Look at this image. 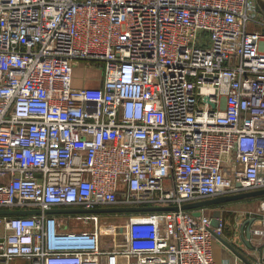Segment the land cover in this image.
<instances>
[{"label":"built area","instance_id":"built-area-1","mask_svg":"<svg viewBox=\"0 0 264 264\" xmlns=\"http://www.w3.org/2000/svg\"><path fill=\"white\" fill-rule=\"evenodd\" d=\"M253 4L0 0V210L43 212L0 216V264H219L207 209L129 215L105 248L104 215L44 212L264 190V13ZM81 66L102 69L100 87L74 86ZM73 219L97 225L72 230ZM258 219L264 239V199Z\"/></svg>","mask_w":264,"mask_h":264},{"label":"water","instance_id":"water-1","mask_svg":"<svg viewBox=\"0 0 264 264\" xmlns=\"http://www.w3.org/2000/svg\"><path fill=\"white\" fill-rule=\"evenodd\" d=\"M261 10V9H260ZM262 13L264 11L261 10ZM262 200L264 199V190L260 191H252L241 193L238 195L232 196H223L218 197L211 200L200 201L192 204H186L181 208L178 207H171V208H164V207H143V208H136V207H113V208H103V209H59L54 208L44 212L46 215H53V216H75V215H82V216H91V215H136V214H152V213H163V212H170V211H196L194 212L195 216H200V212L197 210L201 209H210V208H217L221 206H225L228 204H234L238 202H242L245 200ZM43 212L40 210H0V216H33V215H41ZM257 219H249L244 222L241 227V239L244 244L252 249V239H253V227L256 223ZM222 225V218L220 217V212H215L212 216V229L211 233L213 234L214 238L219 241L224 247H226L236 258L242 261L244 264H255L250 261L240 250L236 248L234 244L223 238L222 235L216 233L214 229H219Z\"/></svg>","mask_w":264,"mask_h":264},{"label":"rangeland","instance_id":"rangeland-1","mask_svg":"<svg viewBox=\"0 0 264 264\" xmlns=\"http://www.w3.org/2000/svg\"><path fill=\"white\" fill-rule=\"evenodd\" d=\"M255 5L256 9H261L264 11V0H254L253 7ZM264 20L263 18H261ZM253 26H250V29L252 30ZM79 72L83 76L92 75L94 77H102V69L97 67H89L84 68L81 66V69H79ZM261 203L262 200H245L242 202L234 203V204H228L225 205V211H220V217L224 221L223 225V233L224 230L227 227V223L229 226H236L238 223L245 219H250L251 217H259L260 209H261ZM218 208V207H217ZM217 212L214 210V208L207 209L206 213L209 216H213ZM128 215H104L101 217L99 221V228L102 231V239L104 243L110 244L113 238L114 231L119 232V228L126 224L128 221ZM64 223V222H63ZM70 225L69 228L72 230H79V231H91L94 230L97 222L89 220H83V219H73L69 221ZM223 235V234H222ZM225 235V234H224ZM123 239V237L118 236L117 241L120 242ZM234 239V236L228 235V240L231 242V240ZM12 264H27L25 261H16Z\"/></svg>","mask_w":264,"mask_h":264},{"label":"crops","instance_id":"crops-1","mask_svg":"<svg viewBox=\"0 0 264 264\" xmlns=\"http://www.w3.org/2000/svg\"><path fill=\"white\" fill-rule=\"evenodd\" d=\"M264 19V16H262ZM257 30L263 31L262 28H256ZM79 69L81 67L75 69V75H74V86L76 88H98L101 86V80L102 77H94L92 75L88 76H83L80 74ZM226 206H221L218 208H214V210L218 211H225ZM75 217V216H72ZM129 218L131 216H128ZM128 218V219H129ZM256 218L257 221L253 227L256 228L259 226V217H251L250 219ZM249 219H245L238 223L236 226H229L227 223V227L224 230V233L222 232L223 238L228 239V235L234 236V239L231 240V243L236 246L238 250H240L250 261H252L255 264H264V239L263 238H258L253 235V239L251 242L252 249L248 248L244 242L241 239V227L244 224L245 221ZM223 221V220H222ZM224 222V221H223ZM224 224V223H223ZM224 228V225H223ZM225 234V235H224ZM105 243L104 241L102 242L103 248H105ZM213 251H214V258L217 263L219 264H244L242 261H240L236 256H234L226 247H224L219 241L216 239L214 240V246H213ZM16 261H25L27 264H30L27 260H15ZM13 262V263H14ZM12 264V263H11Z\"/></svg>","mask_w":264,"mask_h":264}]
</instances>
